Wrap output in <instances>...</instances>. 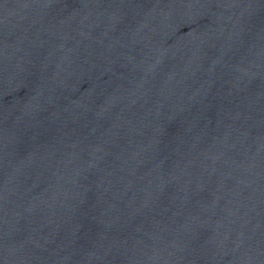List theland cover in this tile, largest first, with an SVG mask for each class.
<instances>
[{
	"label": "water",
	"instance_id": "1",
	"mask_svg": "<svg viewBox=\"0 0 264 264\" xmlns=\"http://www.w3.org/2000/svg\"><path fill=\"white\" fill-rule=\"evenodd\" d=\"M0 264H264V0H0Z\"/></svg>",
	"mask_w": 264,
	"mask_h": 264
}]
</instances>
